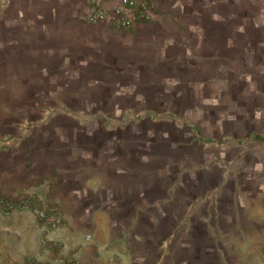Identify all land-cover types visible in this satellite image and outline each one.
Listing matches in <instances>:
<instances>
[{
	"label": "crops",
	"instance_id": "crops-1",
	"mask_svg": "<svg viewBox=\"0 0 264 264\" xmlns=\"http://www.w3.org/2000/svg\"><path fill=\"white\" fill-rule=\"evenodd\" d=\"M150 1L0 0V264H264V0Z\"/></svg>",
	"mask_w": 264,
	"mask_h": 264
},
{
	"label": "built area",
	"instance_id": "built-area-1",
	"mask_svg": "<svg viewBox=\"0 0 264 264\" xmlns=\"http://www.w3.org/2000/svg\"><path fill=\"white\" fill-rule=\"evenodd\" d=\"M90 12L89 21L99 22L111 16L105 0H87ZM126 9L112 13V23L117 27L128 28L136 21H149L157 17L154 4L150 0H125ZM133 10V11H132ZM0 210L5 214L29 211L35 216L41 234V244L45 251L53 250V234L60 226L58 207L46 193L31 194L0 191Z\"/></svg>",
	"mask_w": 264,
	"mask_h": 264
}]
</instances>
